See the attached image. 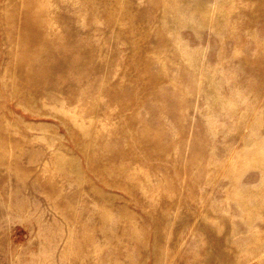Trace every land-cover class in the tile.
<instances>
[{"label": "rangeland", "instance_id": "374dc122", "mask_svg": "<svg viewBox=\"0 0 264 264\" xmlns=\"http://www.w3.org/2000/svg\"><path fill=\"white\" fill-rule=\"evenodd\" d=\"M0 264H264V0H0Z\"/></svg>", "mask_w": 264, "mask_h": 264}]
</instances>
